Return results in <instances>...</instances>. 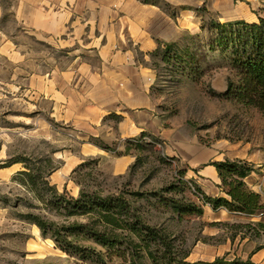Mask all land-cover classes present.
Segmentation results:
<instances>
[{"label":"rangeland","instance_id":"obj_1","mask_svg":"<svg viewBox=\"0 0 264 264\" xmlns=\"http://www.w3.org/2000/svg\"><path fill=\"white\" fill-rule=\"evenodd\" d=\"M138 1L159 8L154 29L173 39L148 59L135 51V89L114 100L112 80L82 74L86 63L99 65L75 35L85 15L66 14L60 0H0V264H101L100 253L109 264H264L260 210L251 216L206 200L224 197L212 162L240 148L264 155V113L225 96L235 71L209 46L213 21L252 23L264 18V0ZM48 156L57 168L47 179L59 193L122 196L127 218L141 216L171 248L153 240L150 257L121 229L116 247L79 240L96 250L88 256L44 236L29 214L66 225L88 220L52 209L17 177L24 163L10 164L41 166Z\"/></svg>","mask_w":264,"mask_h":264},{"label":"trees","instance_id":"obj_2","mask_svg":"<svg viewBox=\"0 0 264 264\" xmlns=\"http://www.w3.org/2000/svg\"><path fill=\"white\" fill-rule=\"evenodd\" d=\"M144 2L150 3V0ZM213 23L214 33L210 37L209 46L213 49L218 46L222 57L235 71V78L228 79L225 96L246 107L258 108L264 113V18L261 17L255 23L243 19L226 23L213 21ZM162 45L161 42L153 53L160 51ZM19 161L24 163L26 169L20 171L17 177H21V182L34 191L40 199L44 200L46 197L48 206L67 218L75 216L88 218L86 222L76 220L66 225L39 214H29L28 219L39 226L42 234L53 237L63 249L90 256L96 250L79 240H92L106 248L116 247L123 237L121 229L133 237L131 242L133 241L136 247L142 246L147 249V255L150 257L155 258L153 240H160L164 246L171 248V242L163 231L145 223L141 216L133 220L127 218L129 203L124 197L112 194L101 195L84 189L78 197L59 193L57 187L51 185L50 180L47 179L57 168L53 165L51 156L45 158L41 166L37 164L34 166L20 158L11 161L10 164ZM212 165L218 170L222 191L229 197L212 198L206 195V200L212 206L215 208L224 206L232 211L247 214L264 209L262 195L252 190L244 180L255 171L252 163L243 159L227 158L214 161ZM99 256L101 264H109L103 253ZM138 262L139 260L134 258L130 264H138ZM225 262L224 258H217L209 264H225ZM156 263L155 259L151 264ZM228 264L257 263L251 259L246 261L235 259Z\"/></svg>","mask_w":264,"mask_h":264},{"label":"crops","instance_id":"obj_3","mask_svg":"<svg viewBox=\"0 0 264 264\" xmlns=\"http://www.w3.org/2000/svg\"><path fill=\"white\" fill-rule=\"evenodd\" d=\"M83 1L85 4L80 7L79 5L69 6L75 1L60 0L61 7L67 10L66 14L85 15V22L83 25L81 24L82 28L78 29L75 35L83 39L85 51L98 58L99 65L93 67L86 63V66L82 68V74H93L100 80H112V83L109 84V93L114 100L117 95H128L135 89L129 82L130 78H133L131 73L133 64L136 63L135 51L137 52L138 49L148 59L150 53L154 52L163 40L173 39L158 34L154 29V24L160 13L158 12L159 8L142 4L138 0ZM258 21L259 18L251 20L252 23ZM120 81L124 82L122 87L118 85ZM136 87H139V91L142 94L146 93L145 96H147V88L141 85ZM138 89L136 90L138 91ZM100 102L102 103V101ZM100 107L103 110L105 105L102 104ZM112 108H114L113 104ZM238 151L240 152L228 155L226 158L243 159L254 165L255 171L244 180L264 199V155L259 157L256 153L250 154L246 148H240ZM216 172L218 176L216 182L220 187L221 179L217 168ZM220 190L222 196L229 198L221 187Z\"/></svg>","mask_w":264,"mask_h":264},{"label":"built area","instance_id":"obj_4","mask_svg":"<svg viewBox=\"0 0 264 264\" xmlns=\"http://www.w3.org/2000/svg\"><path fill=\"white\" fill-rule=\"evenodd\" d=\"M257 217H264V209L260 210V212H258Z\"/></svg>","mask_w":264,"mask_h":264}]
</instances>
